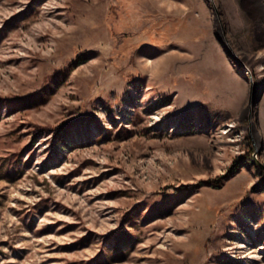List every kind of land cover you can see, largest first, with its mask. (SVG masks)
Wrapping results in <instances>:
<instances>
[{
  "label": "rangeland",
  "instance_id": "obj_1",
  "mask_svg": "<svg viewBox=\"0 0 264 264\" xmlns=\"http://www.w3.org/2000/svg\"><path fill=\"white\" fill-rule=\"evenodd\" d=\"M0 264H264V0H0Z\"/></svg>",
  "mask_w": 264,
  "mask_h": 264
},
{
  "label": "trees",
  "instance_id": "obj_2",
  "mask_svg": "<svg viewBox=\"0 0 264 264\" xmlns=\"http://www.w3.org/2000/svg\"><path fill=\"white\" fill-rule=\"evenodd\" d=\"M23 102H24V104H26V102L24 101V99H21V100L16 101V103H18V104L23 103ZM8 104H9L10 106H12L11 101H8ZM224 178H225V177H224Z\"/></svg>",
  "mask_w": 264,
  "mask_h": 264
}]
</instances>
